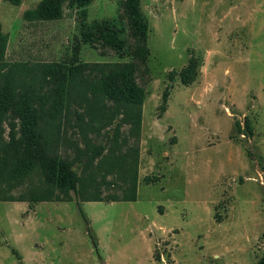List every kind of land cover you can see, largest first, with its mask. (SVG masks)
Segmentation results:
<instances>
[{
  "label": "rangeland",
  "instance_id": "rangeland-1",
  "mask_svg": "<svg viewBox=\"0 0 264 264\" xmlns=\"http://www.w3.org/2000/svg\"><path fill=\"white\" fill-rule=\"evenodd\" d=\"M40 1L0 0V72L16 62L31 69L26 92L40 144L53 136L48 156L79 170L89 223L74 192H63L43 166L11 177L27 155L12 109L0 141V196L14 199L0 201V264H20L12 248L22 264H257L264 249V0H141L146 58L125 0H91L85 17L65 1L55 20L32 15ZM112 18L124 28V54L101 43L75 49L84 24ZM191 59L198 75L186 85L181 71ZM119 61L135 64L145 90L139 133L124 105L90 95L53 117L56 85L39 64ZM126 159L127 179L117 171ZM134 159L138 199L126 201Z\"/></svg>",
  "mask_w": 264,
  "mask_h": 264
},
{
  "label": "trees",
  "instance_id": "trees-1",
  "mask_svg": "<svg viewBox=\"0 0 264 264\" xmlns=\"http://www.w3.org/2000/svg\"><path fill=\"white\" fill-rule=\"evenodd\" d=\"M12 4L20 5L24 0H6ZM65 1H71L81 9V16L87 15V7L91 0H41L37 7L31 12L36 19L55 20L63 15V4ZM126 11L130 19L131 28L135 36L140 40L141 58H146L149 49L146 47V41L149 33V22L141 9V0H125ZM124 28H120L116 19H104L94 21L90 24H84L81 38L77 40L75 49L78 50L81 44L101 43L110 46L120 55L127 50V41L123 36ZM5 47V42L2 48ZM5 71L0 72V141L3 139V125L12 109L17 111L22 121V135L27 148V155L19 162L17 168L12 173V178L24 179L30 176L38 167L43 166L50 174V178L56 179L59 187L65 193L71 191L75 194V201L79 209L89 223V218L84 212L81 205L80 196V173L71 162H60L48 156L51 145H54L56 138L50 137L44 145L40 144V136L36 115L33 110L31 99L28 97L27 89L30 86L31 69L21 62L5 64ZM198 63L191 59L189 64L181 71V80L184 84L193 83L198 75ZM40 73L43 79L54 81L56 85V101L54 105V118L60 119L67 112L71 105L77 103L78 99L83 102L89 95L97 99L115 100L125 106V116L132 123L136 132L141 131L142 127V107L145 101V90L141 88L136 81L135 64L126 61L87 63L72 62L68 65H61L55 62H43L39 64ZM89 71L99 74L97 81L86 79V73ZM167 100L164 96V101ZM81 119V116H79ZM105 118V122L103 121ZM100 119L106 123L108 117L101 116ZM113 120V117H110ZM236 126L241 132V122L237 121ZM250 128V125L248 124ZM53 147V146H52ZM102 146L91 151V158L101 153ZM253 160L255 154L249 153ZM136 160L131 166L135 168L133 174L132 168V192L124 195L121 199L126 201H135L138 196V180ZM128 160L124 164H118L117 171L127 179ZM130 164V163H129ZM129 179V177H128ZM13 201L11 197H1L0 201ZM40 201L51 200V198H41ZM86 200H99L90 199ZM88 233L93 239L95 248H98V240L95 234L88 227ZM13 253L17 256L22 264V256L16 248H12ZM257 264H264L263 254Z\"/></svg>",
  "mask_w": 264,
  "mask_h": 264
},
{
  "label": "crops",
  "instance_id": "crops-1",
  "mask_svg": "<svg viewBox=\"0 0 264 264\" xmlns=\"http://www.w3.org/2000/svg\"><path fill=\"white\" fill-rule=\"evenodd\" d=\"M137 199H138V196H137ZM137 199H136V200H137ZM76 203H77V202H76ZM81 205H82V204H81Z\"/></svg>",
  "mask_w": 264,
  "mask_h": 264
}]
</instances>
